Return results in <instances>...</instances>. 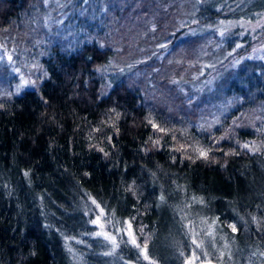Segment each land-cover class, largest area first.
<instances>
[{
  "label": "trees",
  "instance_id": "trees-1",
  "mask_svg": "<svg viewBox=\"0 0 264 264\" xmlns=\"http://www.w3.org/2000/svg\"><path fill=\"white\" fill-rule=\"evenodd\" d=\"M64 1L74 22L48 36L44 0H0V35L43 69L30 87H0V264H72L65 239L86 236L93 201L160 264L174 262L186 215L234 238L260 227L264 251V76L253 62L225 69L213 94L184 91L175 80L199 72L206 36L174 32L185 1L102 0L90 18L75 11L93 0ZM150 35L167 43L159 59Z\"/></svg>",
  "mask_w": 264,
  "mask_h": 264
},
{
  "label": "rangeland",
  "instance_id": "rangeland-1",
  "mask_svg": "<svg viewBox=\"0 0 264 264\" xmlns=\"http://www.w3.org/2000/svg\"><path fill=\"white\" fill-rule=\"evenodd\" d=\"M183 1L186 2L185 8L174 26V32L179 31L178 35L202 32L206 36L199 53V72L189 80H175L180 89L213 94L217 89V79L225 69L235 70L240 65L251 62L254 69L250 70L264 76V0H216L215 13L201 15L198 13L199 7L214 0H180ZM44 2L46 12L42 24L45 33L48 36L65 35L74 22L70 1ZM88 2L89 7L77 9L75 15L85 10L90 18L95 16L94 7L105 9L102 0ZM176 38L175 34L174 40ZM14 40L13 34L0 35V87L5 86L8 92L30 87L34 83V74L39 73V78L43 73V69L39 68V64L30 54L28 46L20 42L14 44ZM149 40L145 45L146 50H150L151 55L159 59L167 43L163 41L154 47L153 35L149 36ZM237 50L239 53L236 55ZM9 56L12 57L11 60L8 59ZM130 67L131 65L128 66L129 70ZM120 70L123 71L124 68L120 67ZM142 70L136 68L132 72L136 74ZM263 128L264 126L261 127ZM256 147L255 142L250 144V150H255ZM87 213L86 236H68L65 239L72 264H160L148 254L145 246L137 243L131 229L129 235V224L126 220L112 221L104 212L102 215L101 208L92 202L87 207ZM97 218L100 219V224L93 223ZM184 219L186 221L179 236L182 244L176 248L172 264H186V261L193 258L194 253L200 257L195 263L210 260L216 264H262L264 251L260 250L263 246L258 242L262 228L252 227V231L249 227H242L239 238H234L227 230L219 227L213 217L199 215L196 218L186 215ZM106 236L113 237L114 240L107 239ZM133 239L135 243L132 242ZM194 240L201 245L199 248L193 243Z\"/></svg>",
  "mask_w": 264,
  "mask_h": 264
},
{
  "label": "snow or ice",
  "instance_id": "snow-or-ice-1",
  "mask_svg": "<svg viewBox=\"0 0 264 264\" xmlns=\"http://www.w3.org/2000/svg\"><path fill=\"white\" fill-rule=\"evenodd\" d=\"M8 59L11 60L12 57L9 56ZM25 83H27V82H25ZM152 127L155 129V128H157V125H156V124H153ZM244 147L247 148V147H249V146H248V145H244ZM199 156H200L201 158H205V159H206L207 156H208V152L205 151V150H199ZM93 203H95V201H93ZM98 207H99V206H98ZM101 214L103 215V209H101ZM93 223H95V224H100V219L97 218V220L93 221ZM100 226L103 227V225H100ZM232 228H233V231H236L235 226H232ZM130 229H131V225H129V235H131V231H130ZM105 235H106V234H105ZM106 238H107V239H112V240H114L113 237H108V236H106ZM132 242L135 243V239H133ZM193 243L196 245L197 248H199V247L201 246L200 244H197L195 240L193 241ZM145 258L147 259V256H145ZM198 259H200V257L197 256V255H195V253H194V254H193V258H192V259H189L188 261H186V264H195V261L198 260ZM209 264H210V262H209Z\"/></svg>",
  "mask_w": 264,
  "mask_h": 264
},
{
  "label": "water",
  "instance_id": "water-1",
  "mask_svg": "<svg viewBox=\"0 0 264 264\" xmlns=\"http://www.w3.org/2000/svg\"><path fill=\"white\" fill-rule=\"evenodd\" d=\"M209 262H210V264H216V263H214L213 261H210V260H202V261H200V262H196L195 264H209ZM262 264H264V259H263V261H262Z\"/></svg>",
  "mask_w": 264,
  "mask_h": 264
}]
</instances>
